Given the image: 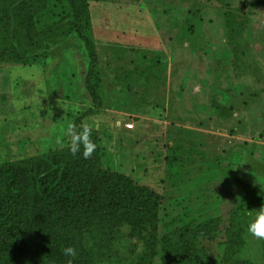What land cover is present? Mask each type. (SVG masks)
Returning <instances> with one entry per match:
<instances>
[{
    "label": "rangeland",
    "instance_id": "rangeland-1",
    "mask_svg": "<svg viewBox=\"0 0 264 264\" xmlns=\"http://www.w3.org/2000/svg\"><path fill=\"white\" fill-rule=\"evenodd\" d=\"M87 2L100 105L85 86L88 57L74 30L30 59L0 61V164L67 148L68 124L94 125L100 166L162 196L159 235L218 218L182 264H264L263 239L247 230L264 194L237 210L243 245L223 258L231 213L249 201L244 185L264 192V0ZM47 4L54 14L37 26L58 15L57 1ZM116 251L118 260L96 264H135L143 245L123 237Z\"/></svg>",
    "mask_w": 264,
    "mask_h": 264
},
{
    "label": "trees",
    "instance_id": "trees-1",
    "mask_svg": "<svg viewBox=\"0 0 264 264\" xmlns=\"http://www.w3.org/2000/svg\"><path fill=\"white\" fill-rule=\"evenodd\" d=\"M53 1H57L56 19L37 26L42 18L54 14L47 9V0H0V61L30 59L74 30L88 57L85 86L99 106L97 56L86 29L88 2ZM226 22L234 32L232 22ZM214 106L221 116L230 110L219 103ZM244 186L249 201L233 210L225 230L223 258L227 260L243 245V220L237 210L259 206L264 194L257 186ZM161 200L152 188L102 168L97 147L88 159L62 148L5 161L0 164V264H66L68 257L62 249L69 245L77 250L72 264L113 262L120 258L116 244L123 237L142 242L143 251L135 264H150L155 257L160 264L194 261L188 256L190 248L196 238L211 236L218 218L185 223L159 235ZM235 263L253 264L247 260Z\"/></svg>",
    "mask_w": 264,
    "mask_h": 264
},
{
    "label": "clouds",
    "instance_id": "clouds-1",
    "mask_svg": "<svg viewBox=\"0 0 264 264\" xmlns=\"http://www.w3.org/2000/svg\"><path fill=\"white\" fill-rule=\"evenodd\" d=\"M93 127L94 125L85 123L77 131L75 125L68 124L65 132L67 140L61 146L67 147L72 155L79 152L84 159H88L96 149V144L90 138ZM247 230L253 236L264 239V206L260 207L254 219L248 224ZM62 252L65 257H68L66 264H72L73 259L77 256L76 248L69 245L64 247Z\"/></svg>",
    "mask_w": 264,
    "mask_h": 264
},
{
    "label": "built area",
    "instance_id": "built-area-1",
    "mask_svg": "<svg viewBox=\"0 0 264 264\" xmlns=\"http://www.w3.org/2000/svg\"><path fill=\"white\" fill-rule=\"evenodd\" d=\"M128 125H130V124H128Z\"/></svg>",
    "mask_w": 264,
    "mask_h": 264
}]
</instances>
